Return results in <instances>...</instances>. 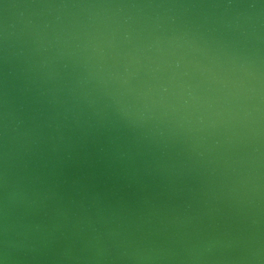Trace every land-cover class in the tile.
Masks as SVG:
<instances>
[{"label":"water","instance_id":"obj_1","mask_svg":"<svg viewBox=\"0 0 264 264\" xmlns=\"http://www.w3.org/2000/svg\"><path fill=\"white\" fill-rule=\"evenodd\" d=\"M0 264H264V0H0Z\"/></svg>","mask_w":264,"mask_h":264}]
</instances>
